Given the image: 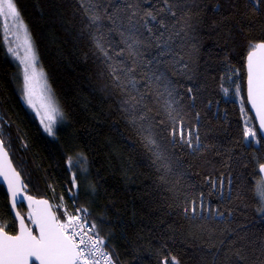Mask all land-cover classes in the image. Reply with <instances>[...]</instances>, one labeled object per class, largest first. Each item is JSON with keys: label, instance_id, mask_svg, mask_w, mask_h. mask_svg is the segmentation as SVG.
I'll list each match as a JSON object with an SVG mask.
<instances>
[{"label": "trees", "instance_id": "1", "mask_svg": "<svg viewBox=\"0 0 264 264\" xmlns=\"http://www.w3.org/2000/svg\"><path fill=\"white\" fill-rule=\"evenodd\" d=\"M206 2L202 19L190 21L198 50L186 49L185 57L200 88L196 93L200 135L220 154L213 149L193 156L187 149H177L191 173L183 177L167 172V161L153 164L155 157L129 123L120 105L123 97L89 39L77 0H14L64 113L54 139L25 105L19 70L5 50L0 24V138L28 194L48 199L61 219L65 212L88 209L89 219L97 222L109 251L118 257L117 264H162L172 256L179 264H226L230 248L245 242L248 250L258 248L264 239V220L255 211L259 200L254 195L262 180L255 162L264 163V141L248 109L245 69L250 44L264 40V14L244 7V0H239L238 9L228 6L231 0ZM217 3L223 5L222 15L212 12ZM222 84L229 88L227 96ZM235 84L240 85L239 96ZM245 115L257 129L258 143L243 139ZM80 156L87 160L82 174L74 166ZM72 165L77 191L71 183ZM219 179L225 180L224 194L232 197L231 203L217 192L207 195L209 181ZM200 191L225 211L223 221L195 222L183 215V197ZM70 192L76 193L75 200ZM19 211L29 223L26 209L21 206ZM0 226L17 233L1 186ZM240 235L245 241L238 239ZM232 240L235 246H230Z\"/></svg>", "mask_w": 264, "mask_h": 264}, {"label": "snow or ice", "instance_id": "2", "mask_svg": "<svg viewBox=\"0 0 264 264\" xmlns=\"http://www.w3.org/2000/svg\"><path fill=\"white\" fill-rule=\"evenodd\" d=\"M77 3L81 18L86 21L85 29H90L89 39L107 65L114 88L119 89L123 97L121 108L146 141L145 146L155 157L153 164L157 160L167 161L164 165L167 172L175 171L181 177L191 175L177 149H187L193 156H203L217 149L200 135L198 122L202 114L196 108V93L200 88L195 85L185 57L186 49L198 50L190 21L194 17L202 19L208 3L206 0H77ZM228 6L238 9L239 0H231ZM243 6L264 14V0H244ZM222 10L223 5L218 3L212 8L215 15H222ZM0 17L5 21L12 18L15 26L24 31L27 55L20 61L24 65V98L38 115L43 111L41 123L48 135L54 136L59 109L40 86L41 74L36 69L35 53L14 0H0ZM4 27L7 29L6 23ZM221 87L227 96L229 88L223 84ZM235 94H240L239 84H235ZM247 102L255 112L259 133L264 136V40L251 43L247 54ZM243 103L241 98V105ZM151 105H155V112ZM241 110L244 111L243 107ZM243 139L248 143L259 142L257 129L250 120L245 122ZM214 154L219 155V150ZM69 162L71 165V158ZM81 165L84 167L80 168ZM86 165V157L80 156L74 166L86 172ZM255 166L259 173H264V163L257 160ZM0 177L7 184L12 207H15L21 202L27 185L12 167L3 140H0ZM71 183L73 188L77 187L75 174ZM232 183L229 177V190ZM209 185L211 191L207 195L217 192L231 203L232 197L224 194V179L211 180ZM70 195L75 200L76 193L70 192ZM254 195L259 200L255 211L264 220V179L257 183ZM25 198L32 208L29 219L35 228L28 227L23 217H19L18 234L10 235L5 226H0V264H117L118 257L113 255L114 250L109 251V241L101 235L97 222L89 219L88 209L79 207L72 213L65 212L61 219L51 211L47 200H37L31 195ZM183 199V215L191 221L217 218L223 221L225 217V211L213 206L204 191ZM227 214L231 216L232 210ZM245 235L238 239L245 241ZM229 244L235 246L236 240ZM225 259L226 264H264V239L258 248L253 246L248 250L247 242L230 248ZM169 260L170 264H179L174 256L166 257L162 264H169Z\"/></svg>", "mask_w": 264, "mask_h": 264}, {"label": "rangeland", "instance_id": "3", "mask_svg": "<svg viewBox=\"0 0 264 264\" xmlns=\"http://www.w3.org/2000/svg\"><path fill=\"white\" fill-rule=\"evenodd\" d=\"M22 21H23V19H22ZM5 23L7 24V29H5V27H4ZM23 23H24V21H23ZM0 24H1V28H2L3 43H4L5 50H6L7 54H8V56L16 64V66H17V68L19 70L20 78L22 80V85H23V69H24V65L20 61L27 55L26 50H25V45H24V35H25L24 31L18 29L15 26V22L13 21L12 18H8L5 21V19L3 17H0ZM27 33H28V37H29V39L31 41L33 51L35 53L37 72L41 74L40 75V86L43 88V90L45 92V95H49V94L51 95V98H52V101L54 103V106L57 109H59V113L57 114L56 122L54 124V130H55V135L54 136L48 135V133L45 131L44 124L41 123V119L44 116L43 111H41L40 114L38 115L36 109H33L32 107H30L28 105L26 99L25 98H23V99H24L25 105L29 108V110L32 111L36 115V117H37L39 123L41 124L45 134L49 138L54 139V137L56 136L57 128L65 120L64 113H63V110L61 109V106H60V104H59V102H58V100H57V98H56V96H55V94H54V92H53L48 80H47L45 72H44V70L42 69V67L40 65V62H39V59L37 57L36 51L34 49V46H33V43H32V39H31V36L29 34L28 29H27ZM9 49H12L13 51L9 52ZM23 97H24V93H23ZM37 108H39V103H37ZM244 119H245L244 123L246 121H248V119H249L248 115H245ZM83 167H84L83 165L80 166V168H83ZM70 168H71L72 177H73V174L76 175V172L74 170L73 165ZM82 173H84V171H80V174H82ZM74 189L77 191L78 184H77V187L74 188ZM27 219L29 221L28 225L31 228H33V224L31 223V220L29 219V214L28 213H27Z\"/></svg>", "mask_w": 264, "mask_h": 264}, {"label": "water", "instance_id": "4", "mask_svg": "<svg viewBox=\"0 0 264 264\" xmlns=\"http://www.w3.org/2000/svg\"><path fill=\"white\" fill-rule=\"evenodd\" d=\"M245 69H246V100H247V57H246ZM247 105H248V109H249V111H250V113H251V115H252V117H253V119H254V121H255V123H256L257 129H258V131H259V124H258V120L255 119V112L251 109V105H250L248 102H247ZM259 134H260V133H259ZM260 136H261V134H260ZM261 138H262V140L264 141V136H261ZM0 140H1V138H0ZM5 150H6V148H5ZM6 151L8 152V150H6ZM8 159L11 161L12 167L17 171V169L15 168V166H14V164H13V162H12V159H11V157H10L9 152H8ZM17 172H18V171H17ZM259 175H260L261 179H264V173H259ZM20 177H21L22 182L25 184L24 179L22 178L21 175H20ZM0 186L3 187L5 193H6L7 197H8L9 208H10L11 214H12L14 220H15L16 223H17V233H16V234H18V230H19V217H23L24 220H25V224H26L28 227H30V226L28 225L27 221H26V218H25V217L20 213V211H19V208H20L21 206H23V207L26 209V211H27L28 214L32 211V208L29 207V202H28L27 199L25 198L26 196L29 195V194H28V193H29V188L27 187V188L24 190V192H23V194H22V197H21V202H18L17 205H16L15 207H12L11 195L8 193V190H7V184L3 181V178H2V177H0ZM32 197H34V196H32ZM34 199H37V200H47V201L49 202V205L51 206V211L54 212L53 207H52V204H51V202H50L48 199H45V198H37V197H34ZM54 213H55V212H54ZM17 214H19V216H17ZM30 228H31V227H30ZM34 228H35V226L33 225V229H34ZM10 235H12V234H10ZM37 264H38V262H37Z\"/></svg>", "mask_w": 264, "mask_h": 264}]
</instances>
